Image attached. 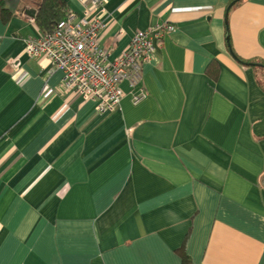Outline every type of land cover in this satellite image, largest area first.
<instances>
[{
    "label": "crops",
    "instance_id": "1",
    "mask_svg": "<svg viewBox=\"0 0 264 264\" xmlns=\"http://www.w3.org/2000/svg\"><path fill=\"white\" fill-rule=\"evenodd\" d=\"M1 1L0 264H264V0L90 7L110 60L175 27L106 114L26 52L43 0Z\"/></svg>",
    "mask_w": 264,
    "mask_h": 264
},
{
    "label": "built area",
    "instance_id": "2",
    "mask_svg": "<svg viewBox=\"0 0 264 264\" xmlns=\"http://www.w3.org/2000/svg\"><path fill=\"white\" fill-rule=\"evenodd\" d=\"M89 6L81 15L69 13L60 19L54 31L26 40L31 56H46L53 69L63 73L64 86L84 99L96 103L99 113L106 114L120 106L124 91L121 81L135 89L142 79L143 63L155 52L165 33L173 32V24L159 23L135 32L129 46L110 60L99 37L104 28L100 16H91L90 7L104 10L106 0H83ZM146 96L144 88L133 94L138 103Z\"/></svg>",
    "mask_w": 264,
    "mask_h": 264
},
{
    "label": "trees",
    "instance_id": "3",
    "mask_svg": "<svg viewBox=\"0 0 264 264\" xmlns=\"http://www.w3.org/2000/svg\"><path fill=\"white\" fill-rule=\"evenodd\" d=\"M0 3H2L1 0ZM67 15L68 11L65 12L62 9L61 0H43L38 6L35 19L45 34L54 31L57 22ZM261 66L264 67V62H261ZM188 262V259L183 257L182 263L188 264Z\"/></svg>",
    "mask_w": 264,
    "mask_h": 264
},
{
    "label": "water",
    "instance_id": "4",
    "mask_svg": "<svg viewBox=\"0 0 264 264\" xmlns=\"http://www.w3.org/2000/svg\"><path fill=\"white\" fill-rule=\"evenodd\" d=\"M236 1H238V0H234V1H232L230 4H229V6H228V8H227V12L229 11V9H230V7L236 2ZM29 15H35V13H36V9L35 8H29V9H27V11H26ZM231 50V49H230ZM232 51V50H231ZM233 53V52H232ZM234 55V54H233ZM235 56V55H234ZM235 58L237 59V60H239L240 61V59L238 58V57H236L235 56ZM246 64H257V63H250V62H247ZM257 65H261V64H257Z\"/></svg>",
    "mask_w": 264,
    "mask_h": 264
}]
</instances>
